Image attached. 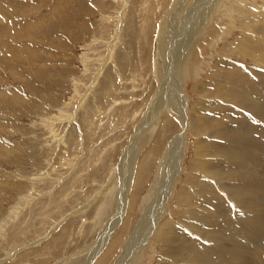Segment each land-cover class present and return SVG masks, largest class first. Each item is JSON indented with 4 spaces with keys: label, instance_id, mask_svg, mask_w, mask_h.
Masks as SVG:
<instances>
[{
    "label": "rangeland",
    "instance_id": "374dc122",
    "mask_svg": "<svg viewBox=\"0 0 264 264\" xmlns=\"http://www.w3.org/2000/svg\"><path fill=\"white\" fill-rule=\"evenodd\" d=\"M0 91V264H234L264 222V0H0Z\"/></svg>",
    "mask_w": 264,
    "mask_h": 264
},
{
    "label": "bare ground",
    "instance_id": "6f19581e",
    "mask_svg": "<svg viewBox=\"0 0 264 264\" xmlns=\"http://www.w3.org/2000/svg\"><path fill=\"white\" fill-rule=\"evenodd\" d=\"M219 1V0H218ZM182 2V1H181ZM196 4V3H195ZM194 5V4H193ZM216 6H219V5H216ZM192 7V6H191ZM196 8V7H195ZM199 8H200V6H199ZM184 11V10H183ZM180 13V12H179ZM182 13V12H181ZM199 13V12H198ZM175 14V13H174ZM189 15V14H188ZM194 16V15H193ZM182 18V17H181ZM197 18V17H196ZM215 18V17H214ZM184 19V18H183ZM191 19V18H190ZM173 20V19H172ZM176 20V19H175ZM190 21V20H189ZM177 23H178V21H176ZM193 22V21H192ZM172 23V22H171ZM200 23V22H199ZM209 24V23H208ZM207 24V25H208ZM180 25V24H179ZM190 26V25H189ZM188 26V27H189ZM201 27H205V25H201ZM176 28V27H175ZM171 29V28H170ZM178 29H179V27H178ZM193 29V28H192ZM196 29V28H195ZM204 29V28H203ZM203 29H201L200 30V28H199V30H198V32H197V34L195 33V41H196V39L198 38V35L200 34V32L203 30ZM169 31V30H168ZM175 31V30H174ZM176 31H178V30H176ZM181 31V30H180ZM172 32V31H171ZM168 34V33H167ZM176 34V33H175ZM169 36V35H168ZM192 36V35H191ZM174 38H176V37H174ZM7 42V41H6ZM187 43L186 42H184L183 44H181V49L182 50H178L177 51V49L175 50V48H174V50H171V53H169L170 55H168L169 56V58H170V62H169V64L171 65V67H170V65H169V67L171 68V73L173 74V79H175L174 81H173V86H172V88H171V90H170V95L169 96H172L173 94H172V90L173 91H175V90H178L179 92H180V86L182 85V81H184V80H182V76L181 75H185V76H188V69H187V67L185 66V64H184V60L186 59V58H188L189 57V55H190V53H193L194 52V50H195V47H196V43L195 44H191L190 43V41H188V44L186 45ZM194 45V46H193ZM5 46V45H4ZM178 46V45H177ZM183 46H185L184 48H183ZM8 47V46H7ZM6 47V48H7ZM9 48V47H8ZM163 49V48H162ZM166 49V48H165ZM170 49H172V46H171V48ZM8 50V49H7ZM6 50V51H7ZM9 51V50H8ZM197 54H198V52H196ZM162 54H163V52H162ZM162 54H160V55H162ZM7 56V55H6ZM9 57V56H8ZM166 62V61H165ZM166 67V66H165ZM164 68V67H163ZM169 68V69H170ZM169 72V71H168ZM180 72H181V75H180ZM164 73V72H163ZM170 78V77H169ZM169 80V79H168ZM177 81V82H176ZM166 83V82H165ZM167 84V83H166ZM169 84V83H168ZM171 84V83H170ZM171 86V85H170ZM248 86V85H247ZM168 87H169V85H168ZM178 87H179V89H178ZM7 89V88H6ZM165 90V89H164ZM8 91V90H7ZM1 92V91H0ZM165 92V91H164ZM4 94V93H3ZM168 96V97H169ZM175 96V95H174ZM179 96H180V99L182 98V96L179 94ZM176 97V96H175ZM185 97V96H184ZM166 98V97H165ZM251 98V97H250ZM168 99V98H167ZM179 99V98H178ZM159 100V99H158ZM162 100V99H161ZM172 100V97H170V99H168V101H166L165 103H167V104H165V106H169V104H170V101ZM186 101V100H185ZM157 102H159V101H157ZM169 102V103H168ZM179 102H180V100H179ZM179 102H178V104H179ZM187 102V101H186ZM160 103V102H159ZM158 104V103H157ZM173 104V102L171 101V105ZM181 104V105H180ZM179 105V107H182L183 105H182V103H180ZM160 105H162V103L160 104ZM185 105H187V104H185ZM157 108V107H156ZM204 108V107H203ZM164 109V108H163ZM157 110V109H156ZM155 110V111H156ZM162 110V109H161ZM154 111V109H153V112H155ZM181 113V112H180ZM151 114H153V113H151ZM197 114V113H196ZM154 115V114H153ZM200 115V114H199ZM198 115V116H199ZM181 117H182V120H183V122L184 123H186V121H188V123L189 122H191V123H193L194 124V129H195V132L196 133H204V131L205 132H207V130H209V128L208 127H205V128H201L200 127V123H197V121H199V119L197 118V115H195L194 113H192V112H187V109L186 108H183V112L181 113ZM185 118V119H184ZM188 118V119H187ZM202 119V118H201ZM187 123V124H188ZM186 124V125H187ZM188 126V125H187ZM177 136V135H176ZM182 136V135H181ZM184 136V135H183ZM175 140L176 139H174V143H175ZM178 140V139H177ZM185 141V140H184ZM183 141V142H184ZM205 144H207V141H205L203 138H198L197 139V149H198V151H201L202 150V148H203V146L205 145ZM175 145V144H174ZM179 145V144H178ZM184 146H185V144H184ZM175 149V148H174ZM169 150H171L170 149V147H169ZM171 151H174V150H171ZM181 152V151H180ZM172 153V152H171ZM178 154H180V153H178ZM209 156H208V164L207 165H205V166H207V167H209V171H220L221 170V168H222V166H223V164H222V160H220L218 157H217V153L216 152H208L207 153ZM174 155V154H173ZM182 155V154H181ZM170 156H171V154H170ZM169 156V157H170ZM134 157V156H133ZM225 157V156H224ZM224 157H223V159H224ZM171 158H173V156H171ZM177 158V157H176ZM134 159V158H133ZM178 161V160H177ZM178 163V162H177ZM175 164H176V162H175ZM125 165V164H124ZM128 166V165H127ZM170 168V167H169ZM172 173V172H171ZM129 175V174H128ZM141 176V175H140ZM131 177V176H130ZM128 178V177H127ZM167 178V177H166ZM175 178V176H174V174H173V179ZM171 180H172V178H170ZM176 179V178H175ZM125 180V179H124ZM128 180H130V178L128 179ZM168 180V179H167ZM170 180V181H171ZM175 181V180H174ZM137 183H138V181H137ZM171 183V182H170ZM160 185V184H159ZM172 185V184H171ZM170 185V186H171ZM162 186V185H161ZM169 186V185H168ZM162 188V187H161ZM168 189V188H167ZM171 190V189H170ZM170 190H169V192H170ZM161 192H162V190H161ZM157 194V193H156ZM160 196L161 194H157V196ZM161 196H163V195H161ZM165 196V195H164ZM164 196H163V198H164ZM133 197H134V195H133ZM147 197V196H146ZM262 197V196H261ZM162 198V197H161ZM161 198H158L159 200H162ZM263 198V197H262ZM132 199V201L134 200V198H131ZM162 202V201H161ZM164 202V201H163ZM128 204V203H127ZM166 204V203H165ZM133 205V204H132ZM128 207V206H127ZM151 215V214H150ZM149 216V215H148ZM200 216V215H199ZM197 218V219H196ZM149 219V218H148ZM206 219V218H205ZM193 220H194V224L195 225H197L196 227L197 228H200V231H201V229H203L204 227L206 228V229H208L209 230V227L207 228L206 227V225H205V223L207 222V220H204V217H198V216H196L195 218L193 217ZM212 220V219H211ZM147 221H149V220H147ZM209 221H210V219H209ZM208 221V222H209ZM144 222H146V221H144ZM150 222V221H149ZM193 223V222H192ZM146 224H147V222H146ZM213 224H215V223H213ZM190 225V224H189ZM194 225V226H195ZM208 225V224H207ZM209 225H211L212 226V224H209ZM190 228V227H189ZM216 228V227H215ZM224 228H226L225 229V231H227V233L228 232H230V234H233L234 233V230L233 229H231V226H227V227H224ZM223 228V229H224ZM191 229V228H190ZM196 229V228H195ZM206 229H204V230H206ZM242 229H245V236H244V239H246V240H244L242 243H240V244H237L236 246L238 247V248H240V249H242L243 250V254L241 255V256H239V257H236V261H235V263L234 264H264V261H262V260H260V259H258L255 255V251H253L252 250V246H255V244L257 243H259V242H262L261 240H262V237H264V222L261 220V219H252V220H250V221H248L243 227H242ZM193 230V229H192ZM191 230V231H192ZM197 230V229H196ZM212 230H214L213 229V227H212V229H211V232H212ZM203 231V230H202ZM216 231V230H215ZM208 232V231H207ZM211 232H209V235H210V233ZM217 232V231H216ZM215 232V233H216ZM140 233H141V231H140ZM223 233V232H222ZM205 234V233H204ZM212 234V233H211ZM218 234H219V232H218ZM217 234V235H218ZM225 234H226V232H225ZM141 235V234H140ZM145 236H146V234H145ZM220 236V235H219ZM139 237V236H138ZM148 237V236H147ZM169 238V237H168ZM147 239V238H146ZM139 240V239H138ZM144 240V239H143ZM148 240V239H147ZM150 240V239H149ZM145 241V240H144ZM141 242V241H140ZM105 243V242H104ZM112 243V242H111ZM214 243V242H213ZM146 245V244H145ZM101 246V245H100ZM140 247V246H139ZM210 248V247H209ZM258 248V247H257ZM96 249V248H95ZM106 250V249H105ZM112 250V249H111ZM258 250V249H257ZM107 251V250H106ZM208 251V250H207ZM134 252V251H133ZM252 252V253H251ZM217 252H216V247H215V245H211V249H210V251H209V253L208 254H206V255H204L203 257H200V256H194V257H192L193 258V260L191 259V261H194L195 262V264H210L211 262H212V260H209V258L211 257V255H215ZM95 254V253H94ZM98 255H99V253H97ZM102 254V253H101ZM100 254V255H101ZM226 254H228V255H230L231 253H226ZM104 255V254H103ZM97 256V255H96ZM130 257V256H129ZM216 257H218L217 255H216ZM94 258H96V257H94ZM99 258V257H98ZM101 258V257H100ZM218 258H220V257H218ZM215 260H216V258H215ZM99 261V260H98ZM138 261V260H137ZM223 264H227V263H225V262H222ZM97 264V263H96Z\"/></svg>",
    "mask_w": 264,
    "mask_h": 264
}]
</instances>
